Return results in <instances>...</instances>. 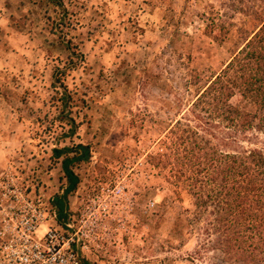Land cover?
<instances>
[{
  "label": "rangeland",
  "instance_id": "obj_1",
  "mask_svg": "<svg viewBox=\"0 0 264 264\" xmlns=\"http://www.w3.org/2000/svg\"><path fill=\"white\" fill-rule=\"evenodd\" d=\"M255 11L264 0H0V201L16 187L80 228L85 264H264L219 247L164 156ZM77 144L90 154L53 222L67 179L52 149Z\"/></svg>",
  "mask_w": 264,
  "mask_h": 264
},
{
  "label": "trees",
  "instance_id": "obj_2",
  "mask_svg": "<svg viewBox=\"0 0 264 264\" xmlns=\"http://www.w3.org/2000/svg\"><path fill=\"white\" fill-rule=\"evenodd\" d=\"M260 14L255 11L252 16ZM218 27L213 22L208 31ZM221 36L214 34L215 39ZM186 113L184 123L176 120L171 126L172 151L164 154L174 183H184V190L194 197L196 216L208 211L221 249L245 263L264 261V15ZM243 142L249 145L241 146ZM52 153L62 157L67 179L52 199L56 217L63 222L67 196L78 183L70 166L86 160L90 150L77 144L53 148ZM162 156L155 155L157 164Z\"/></svg>",
  "mask_w": 264,
  "mask_h": 264
},
{
  "label": "built area",
  "instance_id": "obj_3",
  "mask_svg": "<svg viewBox=\"0 0 264 264\" xmlns=\"http://www.w3.org/2000/svg\"><path fill=\"white\" fill-rule=\"evenodd\" d=\"M0 201V264H85L83 232L69 222L51 225L21 190ZM56 222V215L51 217Z\"/></svg>",
  "mask_w": 264,
  "mask_h": 264
}]
</instances>
